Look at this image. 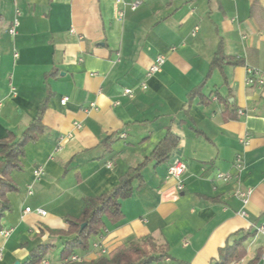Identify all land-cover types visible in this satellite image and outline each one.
<instances>
[{
  "label": "crops",
  "instance_id": "0c3cea01",
  "mask_svg": "<svg viewBox=\"0 0 264 264\" xmlns=\"http://www.w3.org/2000/svg\"><path fill=\"white\" fill-rule=\"evenodd\" d=\"M219 46L242 63L210 71ZM157 56L165 59L161 71L147 77ZM247 68L264 81V0H0V140L8 132L19 137L46 102L45 132L25 144L20 168L10 173L17 191L6 194L0 224L10 233L0 234V264H22L45 244L55 249L43 264H62L68 238L55 233L67 229L65 219L79 216L84 198L113 189L168 130L179 138L168 160L146 164L120 201L122 220L102 218L89 250L75 256L90 262L100 254L95 244L108 254L151 237L167 247L157 264H212L219 249L250 234L238 263L260 264L264 83L247 86ZM237 156L244 162L238 178L215 181L220 172L235 175ZM175 163L185 165L181 190L167 174ZM37 168L43 175L36 179ZM236 189H251L246 206Z\"/></svg>",
  "mask_w": 264,
  "mask_h": 264
},
{
  "label": "trees",
  "instance_id": "16d2710c",
  "mask_svg": "<svg viewBox=\"0 0 264 264\" xmlns=\"http://www.w3.org/2000/svg\"><path fill=\"white\" fill-rule=\"evenodd\" d=\"M241 63L233 57L224 55L221 46H219L211 61L210 71L213 69L222 71L224 66H236ZM200 87L201 85L192 90L190 99ZM201 99L202 104H207L209 101L202 95ZM45 104L46 102L40 104L36 118L19 137L8 132L6 137L0 140V221L4 212L9 210L6 194L17 191V186L12 181L10 173L20 168L19 158L24 154L25 144L36 141L38 136L45 132V127L41 124ZM178 142L179 138L168 130L164 138L153 148L151 154L140 164L129 168L113 189L101 196L83 199L79 216L65 219L67 229L55 233L68 238L60 251L62 264H157L167 258L166 246L156 245L151 237H145L139 242L122 244L106 255L99 254L96 259L90 262L70 260L77 252L89 250L90 239L98 236L104 227L102 218H105L110 224H116L122 220L120 201L131 196L132 182L141 180L140 173L150 161L153 160L157 164L166 162ZM103 144L107 149L110 148L111 143L108 140H105ZM82 225L84 226L81 227ZM248 236L250 234H245L230 245L226 244L219 249L218 256L212 264L240 262L245 256L244 242ZM54 249L55 246L52 244L35 246L22 264H43L45 255ZM255 262L252 261L248 264H255Z\"/></svg>",
  "mask_w": 264,
  "mask_h": 264
},
{
  "label": "built area",
  "instance_id": "2783aa9c",
  "mask_svg": "<svg viewBox=\"0 0 264 264\" xmlns=\"http://www.w3.org/2000/svg\"><path fill=\"white\" fill-rule=\"evenodd\" d=\"M140 4V1H135L133 3H131L130 5V9L131 10H135ZM18 16H19V11L16 10L15 11V16H14V19L11 23V26L8 30V33L10 35H15L16 33V28L18 26ZM117 18L118 20H121L123 18V12L120 11L117 13ZM165 62V59L163 56H157L153 63L151 64V66L149 67L148 71H147V74L146 76L147 77H150L154 74H157L161 71V68L163 66ZM246 85L247 86H261L264 81L261 77V75L259 74V72L254 69V68H247L246 69ZM147 87L145 85V83H142L141 84V89L145 90ZM122 95L128 99H132L134 97V93L131 89H124L123 92H122ZM68 99L67 98H62L60 100V104L62 106H64L66 103H67ZM117 104V103H116ZM91 107H93L94 105L91 104L90 105ZM76 127H79V125L76 124ZM121 137H124V135H122ZM232 167L233 169L235 170V175H230L229 173H217L214 177V180L215 181H222V182H229L235 178H238L240 172L243 170L244 168V162L242 160V158L240 156H237L234 161H233V164H232ZM185 171V165L183 163H175L173 165H171L168 170H167V174L169 177L171 178H174L176 181H177V188L178 190H181L183 185H182V181L180 180L182 174L184 173ZM41 175H43V169L42 168H37L36 170H34L33 172V176L34 178H39ZM32 194V190H31V187H29L28 189V195H31ZM235 196L241 201L243 207L246 206L247 202H248V198L251 194V189H247V190H244V191H241L240 189H236L235 191ZM24 213L28 214V213H36L38 215H41V216H45V211L41 210V209H34L32 210L31 208H25L24 210ZM239 215L244 217L245 216V212L244 211H241L239 212ZM10 231H7V230H3V231H0V234L3 236V237H7L9 235ZM94 248L95 249H98L100 254L102 255H106V250L101 248V246L99 244H95L94 245ZM2 259V254L0 252V260ZM71 261H74V262H80L81 259L78 258L77 256H72L70 258ZM231 264H240V263H237V262H233ZM260 264H264V249H263V252H262V255H261V258H260Z\"/></svg>",
  "mask_w": 264,
  "mask_h": 264
},
{
  "label": "water",
  "instance_id": "95a60500",
  "mask_svg": "<svg viewBox=\"0 0 264 264\" xmlns=\"http://www.w3.org/2000/svg\"><path fill=\"white\" fill-rule=\"evenodd\" d=\"M84 225H82L81 227H83Z\"/></svg>",
  "mask_w": 264,
  "mask_h": 264
},
{
  "label": "rangeland",
  "instance_id": "374dc122",
  "mask_svg": "<svg viewBox=\"0 0 264 264\" xmlns=\"http://www.w3.org/2000/svg\"><path fill=\"white\" fill-rule=\"evenodd\" d=\"M156 245H158V244H156Z\"/></svg>",
  "mask_w": 264,
  "mask_h": 264
}]
</instances>
